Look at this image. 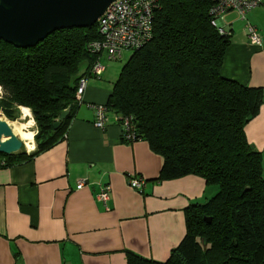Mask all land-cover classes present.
<instances>
[{"label": "trees", "instance_id": "16d2710c", "mask_svg": "<svg viewBox=\"0 0 264 264\" xmlns=\"http://www.w3.org/2000/svg\"><path fill=\"white\" fill-rule=\"evenodd\" d=\"M210 5L156 0L151 37L131 51L104 104L109 113L130 116L134 141L145 140L161 156L157 181L193 175L216 187L212 198L184 209V236L164 262L128 253L126 264H264L261 159L244 136L263 90L220 76L230 34L210 24ZM98 38L94 24L55 31L24 49L0 40V113L12 120V109L24 107L36 125L35 150L0 154V167L61 139L76 110L78 81L95 59L86 46Z\"/></svg>", "mask_w": 264, "mask_h": 264}, {"label": "crops", "instance_id": "0c3cea01", "mask_svg": "<svg viewBox=\"0 0 264 264\" xmlns=\"http://www.w3.org/2000/svg\"><path fill=\"white\" fill-rule=\"evenodd\" d=\"M226 15L233 18L223 24L230 42L220 76L263 90L244 136L260 154L264 180V0L245 16L259 45L248 42L234 12ZM117 62L103 60L99 78L86 76L66 138L24 162L0 167V264H126L128 253L164 262L184 236V209L216 194L215 186L193 175L157 181L162 158L145 140L123 141L111 120L101 130L92 126L89 106L105 104L117 77L109 71ZM31 141L34 149L26 155L35 150ZM132 177L144 180L140 190L129 186ZM79 181L84 184L76 189ZM104 185L105 203L97 197Z\"/></svg>", "mask_w": 264, "mask_h": 264}, {"label": "built area", "instance_id": "2783aa9c", "mask_svg": "<svg viewBox=\"0 0 264 264\" xmlns=\"http://www.w3.org/2000/svg\"><path fill=\"white\" fill-rule=\"evenodd\" d=\"M208 10L213 18L210 22L218 29L220 34L228 32L219 26V21L229 12H234L238 19L244 23V32L247 40L252 45H259L260 36L257 30L245 18L246 14L257 7L261 0H210ZM156 0H113L102 14L96 19L95 25L98 40L87 44V51L94 56V61L87 71L88 77L99 78L104 70L102 61L121 60L124 51L137 50L144 46L151 37V20ZM86 77L78 81L74 94L76 104L81 103L82 93L86 85ZM93 113L92 126L96 129H103L110 120L119 126L120 137L123 141L132 142V124L130 116L109 113L103 104L89 106ZM66 138V132L61 139ZM27 151V150H26ZM84 184L77 182L76 189ZM131 188L140 190L144 180L136 177L128 179ZM109 186L104 185L100 189L98 199L103 203L107 201Z\"/></svg>", "mask_w": 264, "mask_h": 264}, {"label": "water", "instance_id": "95a60500", "mask_svg": "<svg viewBox=\"0 0 264 264\" xmlns=\"http://www.w3.org/2000/svg\"><path fill=\"white\" fill-rule=\"evenodd\" d=\"M113 0H0V40L15 48H28L49 34L70 28H88ZM69 111L60 112L52 124L56 130ZM48 116V114H47ZM22 143L0 120V154L22 151ZM25 152L26 149L23 148Z\"/></svg>", "mask_w": 264, "mask_h": 264}, {"label": "rangeland", "instance_id": "374dc122", "mask_svg": "<svg viewBox=\"0 0 264 264\" xmlns=\"http://www.w3.org/2000/svg\"><path fill=\"white\" fill-rule=\"evenodd\" d=\"M232 18H233V15H226L225 14L223 16V18L219 21V26H222V28H224V26H223L224 22L228 23L230 20H232ZM238 23L241 25V23H243V22L239 21ZM130 54H131V51H124L122 53L121 60H115V61H118V62L113 65V70H110L109 72L113 73V74L115 73V75L117 74V76H118L121 66L127 60V58L130 56ZM111 62H113V61H111ZM104 78H105V80L107 82H111L107 78V75L104 76ZM0 92L3 95V90L2 89L0 90ZM12 112H13V119L12 120L6 119L1 113H0V120L5 121L7 123V125L10 127L12 132L15 134L16 138L18 139L17 132L19 133V129H20L21 125H24V127L26 128V130H25L26 133L28 131L30 134L32 132V134L34 135L35 131H36V125L34 123V120L32 118V115H31L30 111L28 110V114H27L26 117L24 116L23 112L20 110V107L13 108ZM28 123H30V124L28 125ZM33 135H32V140H33V143H34ZM34 145H35V143H34ZM22 146L25 149L23 144H22ZM27 151L29 152V150H27Z\"/></svg>", "mask_w": 264, "mask_h": 264}, {"label": "bare ground", "instance_id": "6f19581e", "mask_svg": "<svg viewBox=\"0 0 264 264\" xmlns=\"http://www.w3.org/2000/svg\"><path fill=\"white\" fill-rule=\"evenodd\" d=\"M20 110L23 112L24 116L26 117L27 114H28V110L26 108H20ZM31 123V122H30ZM28 123V125L30 124ZM26 130V128L24 127V125H21L20 129H19V133L17 132L18 134V139L21 140V143L24 145V141L26 142L28 146V149L29 151L33 150L34 149V146L31 144V139H32V135L31 134H28L26 132H24ZM13 133V132H12ZM14 134V133H13ZM15 135V134H14ZM26 135V136H25ZM24 140V141H23ZM25 147V145H24ZM26 149V147H25Z\"/></svg>", "mask_w": 264, "mask_h": 264}]
</instances>
